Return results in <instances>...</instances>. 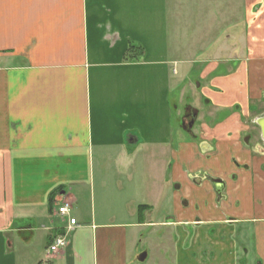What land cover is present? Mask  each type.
I'll use <instances>...</instances> for the list:
<instances>
[{
	"label": "crops",
	"instance_id": "0c3cea01",
	"mask_svg": "<svg viewBox=\"0 0 264 264\" xmlns=\"http://www.w3.org/2000/svg\"><path fill=\"white\" fill-rule=\"evenodd\" d=\"M263 117L264 0H0V264H264Z\"/></svg>",
	"mask_w": 264,
	"mask_h": 264
},
{
	"label": "rangeland",
	"instance_id": "374dc122",
	"mask_svg": "<svg viewBox=\"0 0 264 264\" xmlns=\"http://www.w3.org/2000/svg\"><path fill=\"white\" fill-rule=\"evenodd\" d=\"M206 42H208V40H206ZM177 93L178 92H176V91L174 92L173 91V93L170 96V100H168L170 103L177 105L176 107L178 108V110H177V108H174L172 114L176 113V111L177 112H180L182 114L183 113V109H185V107L186 108L189 107V104L190 103H193V104H191L192 107H195V108H201L202 107V105L200 103H197L196 104L195 101H193L194 98H190L188 100L187 94H185V96H184L183 99L179 100V98L177 96ZM196 125H195V128L197 127ZM253 145H254V143L252 142L251 143V147H253ZM140 181H142V180H140ZM144 183L145 184H148V188L147 189H143L142 196L146 195L145 192L149 189V191H147V192H149V198L151 199V203H153L152 205H154L155 210H157L156 211V217L155 218H157L159 220L160 219L161 220H165V218H167L165 216H168L169 215V211H168L169 209L167 210V205H166L167 204V201H168V198H169V192L167 191L168 192L167 195H165V196L163 195L162 198L157 199V200H159L160 203H156L155 201H157V200H153L152 199L153 198L152 196H153V193L154 192L156 193V195L159 194V190H158L159 189V181L157 180L156 182H153V180H147V181H144ZM155 185H156V187H155L156 191L154 190V186ZM137 199H139V198H137ZM139 201H140V199L137 200L136 203L138 204ZM110 207L112 208L113 206H110ZM165 210H167V211H165ZM168 229L167 228H161V230L159 229L161 232H158L157 234H155L156 236H153L152 240H150L149 242L147 240H144L141 243L140 252L141 251L142 252L143 251L146 252L148 249H150L151 250V253L154 250L152 249L153 248L152 246L150 247V245H153L152 243H155V241L161 243V244H158L161 247V249H159L160 250V257L151 256L152 258L150 257V260H147L146 261V259H145L143 261V263L146 261V263H144V264H152V262L153 263H157V264H169V259H170L169 256H168L170 254L169 253V244H170L171 240H173V239H171V234H169V230ZM156 231H158V230H156ZM236 238H237V242L239 241V243H240L241 234L240 233H237L236 234ZM175 243H176V241H175ZM244 245H245V248L247 250L245 252L239 250V255L240 254H245L246 255V257H243L242 256V259L243 260H246L247 261L246 264H247L251 260V256H252V253H251L252 250L251 249H252L254 243H252L251 240H250L249 242L248 241L245 242ZM188 250L189 249H184V251L186 253L190 252ZM149 253H150V251H149ZM201 257H202V260H203V257H205L204 260H203L205 262L204 264H215V260H214V258L212 256H209L208 255L206 257V255H204V256L202 255ZM194 261H196V264L201 263V259H200L199 256H196V258H194V256H192V262H194Z\"/></svg>",
	"mask_w": 264,
	"mask_h": 264
},
{
	"label": "flooded vegetation",
	"instance_id": "af4514ba",
	"mask_svg": "<svg viewBox=\"0 0 264 264\" xmlns=\"http://www.w3.org/2000/svg\"><path fill=\"white\" fill-rule=\"evenodd\" d=\"M184 114V118H183V121L181 122V127H183V129L184 130H186V131H188L189 132V130L192 128L191 126H193V124H194V121H195V117H196V114H194V111L192 110V109H187L186 110V112L185 113H183ZM261 119H263V118H261ZM260 119V120H261ZM256 124V123H255ZM259 135H261V134H258L257 133V136H256V138L258 139L259 137ZM250 138L251 137H249V136H247V137H245L244 138V140H243V142H244V144L245 145H250L249 144V141H250ZM260 139L262 140V137H260ZM262 142H263V140H262ZM264 144V143H263ZM259 146H261V144H258ZM259 149L261 148V147H258ZM212 181H219V180H210V182L212 183ZM221 182V181H220ZM213 184V183H212ZM215 186H216V189L217 190H221V192L218 194L217 192H216V194H217V196H220L221 195V193H222V189H223V185H222V182L221 183H215ZM214 187V186H213ZM143 255H145V256H147V252H145V251H143L141 254H140V256H138L139 258V261H140V258H141V256H143ZM144 256V257H145ZM146 258V257H145ZM145 258H144V260H145ZM143 260V261H144ZM143 261H140V262H143Z\"/></svg>",
	"mask_w": 264,
	"mask_h": 264
},
{
	"label": "built area",
	"instance_id": "2783aa9c",
	"mask_svg": "<svg viewBox=\"0 0 264 264\" xmlns=\"http://www.w3.org/2000/svg\"><path fill=\"white\" fill-rule=\"evenodd\" d=\"M69 206L68 204H63L60 207L57 208V213L64 217V216H68L69 214ZM75 219L70 218L69 219V225L73 226L75 225L76 221H74ZM65 239L64 237H58L55 239V241L53 242V244L49 247V252L50 253H58L60 250H63L65 247Z\"/></svg>",
	"mask_w": 264,
	"mask_h": 264
},
{
	"label": "water",
	"instance_id": "95a60500",
	"mask_svg": "<svg viewBox=\"0 0 264 264\" xmlns=\"http://www.w3.org/2000/svg\"><path fill=\"white\" fill-rule=\"evenodd\" d=\"M256 124H258L259 125V127H260V130H261V135H260V137H262V140L264 141V117H263V119H261L258 123H256ZM212 183H213V186H214V190L219 194L220 192H221V190H217L216 189V186H215V183H221L220 181H212ZM145 255H143V256H141V258H140V261H143L144 260V257Z\"/></svg>",
	"mask_w": 264,
	"mask_h": 264
},
{
	"label": "trees",
	"instance_id": "16d2710c",
	"mask_svg": "<svg viewBox=\"0 0 264 264\" xmlns=\"http://www.w3.org/2000/svg\"><path fill=\"white\" fill-rule=\"evenodd\" d=\"M134 49H137V48H135V47H131V48L129 49L128 52H130V51H134ZM138 50H139V52L142 54V51H141L142 49L138 48ZM138 50H137V51H138Z\"/></svg>",
	"mask_w": 264,
	"mask_h": 264
}]
</instances>
